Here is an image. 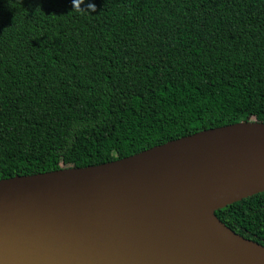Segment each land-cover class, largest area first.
<instances>
[{"label":"trees","instance_id":"obj_1","mask_svg":"<svg viewBox=\"0 0 264 264\" xmlns=\"http://www.w3.org/2000/svg\"><path fill=\"white\" fill-rule=\"evenodd\" d=\"M80 9L0 0V181L264 123V0H84ZM215 214L264 246V193Z\"/></svg>","mask_w":264,"mask_h":264},{"label":"water","instance_id":"obj_2","mask_svg":"<svg viewBox=\"0 0 264 264\" xmlns=\"http://www.w3.org/2000/svg\"><path fill=\"white\" fill-rule=\"evenodd\" d=\"M264 193V123L0 181V264H264L216 212ZM221 197L212 220L193 206Z\"/></svg>","mask_w":264,"mask_h":264},{"label":"bare ground","instance_id":"obj_3","mask_svg":"<svg viewBox=\"0 0 264 264\" xmlns=\"http://www.w3.org/2000/svg\"><path fill=\"white\" fill-rule=\"evenodd\" d=\"M221 201V197H208L204 198L193 206L194 211L205 221L212 220V213L218 203Z\"/></svg>","mask_w":264,"mask_h":264},{"label":"clouds","instance_id":"obj_4","mask_svg":"<svg viewBox=\"0 0 264 264\" xmlns=\"http://www.w3.org/2000/svg\"><path fill=\"white\" fill-rule=\"evenodd\" d=\"M84 3V0H72L73 7L78 10H85V9H80V5ZM87 11L94 12L96 11V5L94 3H88L87 5Z\"/></svg>","mask_w":264,"mask_h":264}]
</instances>
